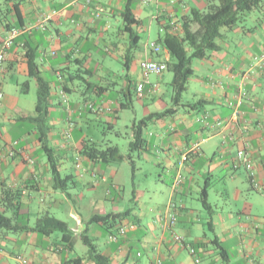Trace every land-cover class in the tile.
<instances>
[{
  "label": "crops",
  "instance_id": "1",
  "mask_svg": "<svg viewBox=\"0 0 264 264\" xmlns=\"http://www.w3.org/2000/svg\"><path fill=\"white\" fill-rule=\"evenodd\" d=\"M206 5V0H0V46L10 29H18L4 49L0 78V212L11 214L1 202L3 189L19 190L20 205L17 228L0 229V264H22L21 257L28 264H98L82 235L109 264H264V192L235 164L236 151L245 148L264 186V63L256 61L264 52V0L236 25L221 29L217 48L192 60L193 73L178 102L172 74L164 89L162 72L154 80L140 69L144 59L169 61L162 45L154 52L149 43L165 31L178 32L191 8ZM126 7L137 21L131 24L138 41L130 61L124 59ZM27 50L34 52L37 74L28 71ZM38 77L49 84L45 113L35 109ZM139 81L142 97L135 95ZM149 102L158 103L156 110ZM126 110L133 114L129 126L122 125L129 141L134 121L167 110L148 122L157 127L147 133L153 143L143 137V148L136 150L153 161L156 178L136 184L130 172L129 186L118 177L127 158L102 165L79 153L83 139L99 142L97 129L104 124L113 129ZM194 144L198 149L190 152ZM55 171L60 179L72 177L59 185ZM126 210L114 226L88 223L93 214ZM169 212L176 220L165 227ZM43 214L67 222L69 244L58 231L31 229ZM130 222L133 230L108 238L119 223ZM188 245L196 248L199 263Z\"/></svg>",
  "mask_w": 264,
  "mask_h": 264
},
{
  "label": "trees",
  "instance_id": "2",
  "mask_svg": "<svg viewBox=\"0 0 264 264\" xmlns=\"http://www.w3.org/2000/svg\"><path fill=\"white\" fill-rule=\"evenodd\" d=\"M206 2L205 10L191 8L183 16L178 32L171 33L170 31H165L162 36H159L155 40L156 43L162 45L169 53V61L166 62V69L172 74L170 86L173 92V99L176 102L179 101L181 93L185 90L186 83L193 73L191 66L192 60L201 59L206 56L208 51L217 48L216 39L221 36V29L236 25L243 19L245 14L258 8L262 0H206ZM122 15L124 30L129 35V43L124 59L125 61H130L138 41V35L132 30L131 24L137 21L133 18L129 7H126ZM168 26L167 24L166 27ZM24 54L29 73L37 74L34 52L27 50ZM38 83L39 93L35 109L37 113H45L47 109L49 84L40 77H38ZM166 112L167 110L159 113H151L134 121L130 125V129L133 132V139L128 142L130 151L143 148L145 141L142 136L143 128L146 127L152 117L162 116ZM79 153L86 159L102 165L120 162L125 158L132 163L131 155L121 153L116 144L101 143L90 139L82 140ZM53 167L54 164H52V170L54 171L55 169ZM71 177V175H67L60 179L56 171L54 175L57 184L59 182H66ZM18 196L19 190L3 189L1 202L5 209L10 210L11 214L6 215L4 211L0 212V229L15 230L17 228L16 217L20 209ZM202 201L204 206L209 209L208 202L205 199ZM127 213L128 211L126 210L116 213L93 214L90 216L88 223H99L105 227L114 226ZM31 229L43 234L58 231L61 233L62 239L68 241V244L72 238V232L67 222L50 214L39 216ZM82 238L87 248V254L95 262L98 264H109L107 257L97 252L95 245L91 243L90 239H86L84 235H82Z\"/></svg>",
  "mask_w": 264,
  "mask_h": 264
},
{
  "label": "built area",
  "instance_id": "3",
  "mask_svg": "<svg viewBox=\"0 0 264 264\" xmlns=\"http://www.w3.org/2000/svg\"><path fill=\"white\" fill-rule=\"evenodd\" d=\"M89 1V0H87ZM142 2H148L149 0H141ZM177 24L176 23H170V29L173 32H176L177 30ZM18 29L17 28H12L9 31V36L7 38H5L0 46V78L3 75L4 71H5V67H4V49H6L7 47H9L12 43V39L13 37L17 34ZM149 47L151 48L152 51L154 52H159L161 50V46L156 43V42H150L149 43ZM256 61L260 62V63H264V52L259 55L258 57H256ZM167 65L165 61H157V60H152V59H144L141 60L140 62V69L141 72L143 74L144 77H147L149 74H160L161 72H163L164 70H166ZM143 88H144V84L142 81H139L135 84L134 89H135V95L136 97H142L143 94ZM155 87H153L154 89ZM3 98V91L0 88V101ZM240 103V100H238V104ZM235 114L238 113L237 110L234 111ZM198 149V144H194V146L190 149V152L196 151ZM10 154H12V152H10ZM187 156L186 153L182 156V160H186ZM235 164H241L244 166L245 170L247 171L248 174V178L249 181L251 183V185L254 188L257 189H261L264 192V186L263 184H261L255 177V172H254V166H253V161L251 160L249 154L247 153L245 148H240L236 151V155H235ZM180 178H178L176 180V182H179ZM176 220L175 214L172 212H169L165 219H164V226L165 227H170V225H173L174 222ZM135 228V223L134 222H130L128 224L126 223H119L115 230L116 231H112L109 233L108 238L110 240H118V238L121 235H124L128 230H133ZM173 239L177 242H181L182 241V237H180L179 235L173 233L172 234ZM189 253L193 256V259L195 261V263H199L200 262V258L197 256L196 254V249L194 248V246L192 245H188L187 246ZM21 263L22 264H28L27 260L23 257L20 258ZM160 262L158 261V264Z\"/></svg>",
  "mask_w": 264,
  "mask_h": 264
},
{
  "label": "rangeland",
  "instance_id": "4",
  "mask_svg": "<svg viewBox=\"0 0 264 264\" xmlns=\"http://www.w3.org/2000/svg\"><path fill=\"white\" fill-rule=\"evenodd\" d=\"M257 13L253 15L254 18H256ZM251 16L248 17L247 20H249ZM171 77V72L168 70H164L161 74V84L162 87L165 89L167 88V83L169 82V79ZM151 79H159L157 75L150 74ZM116 91L112 92V97L114 98L115 95L118 93V87L115 88ZM183 93V97H184ZM150 109L156 110V107L158 106V103L154 102H149ZM138 114H141V110L137 108L136 110ZM133 116L132 112L130 110H126L123 112L121 119L118 121V125L115 126L113 129L106 127L107 125L104 124L103 127H99L97 129L96 133V139L99 140L101 143H109V144H116L120 150L121 153L123 154H130L132 153V160L134 161L133 167L132 163L129 161L128 162H123V166L119 169V174L118 177H122L124 183L126 186L130 185V172L133 174V178L136 184L139 183H144L145 181L147 182L148 179L156 178V172L157 168L152 165V160L151 162H148L144 156L142 155H137L138 152L136 150L130 151L129 150V145H128V137L127 133L129 130L126 129V127L122 126L128 125L130 123L127 122L131 117ZM194 126L198 127V123H196ZM156 126L154 122H150L146 125V127L143 128V137L146 138L149 142L153 143V137H147V133H153L154 130H156ZM129 129V128H128ZM166 178H170L163 174ZM168 182V181H167ZM128 201H126L127 204ZM132 202V201H130ZM125 203V202H124ZM70 223V222H69Z\"/></svg>",
  "mask_w": 264,
  "mask_h": 264
}]
</instances>
